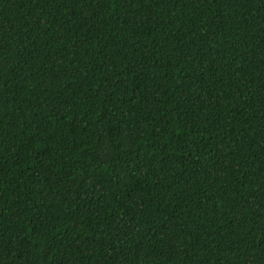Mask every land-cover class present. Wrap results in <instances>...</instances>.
<instances>
[{"label": "trees", "instance_id": "1", "mask_svg": "<svg viewBox=\"0 0 264 264\" xmlns=\"http://www.w3.org/2000/svg\"><path fill=\"white\" fill-rule=\"evenodd\" d=\"M0 264H264V0H0Z\"/></svg>", "mask_w": 264, "mask_h": 264}]
</instances>
